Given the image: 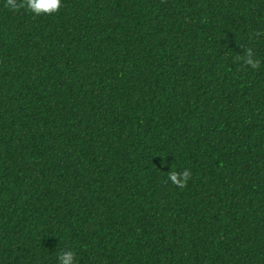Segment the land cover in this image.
<instances>
[{"label": "trees", "instance_id": "trees-1", "mask_svg": "<svg viewBox=\"0 0 264 264\" xmlns=\"http://www.w3.org/2000/svg\"><path fill=\"white\" fill-rule=\"evenodd\" d=\"M61 3L0 0V264H264V0Z\"/></svg>", "mask_w": 264, "mask_h": 264}, {"label": "clouds", "instance_id": "clouds-1", "mask_svg": "<svg viewBox=\"0 0 264 264\" xmlns=\"http://www.w3.org/2000/svg\"><path fill=\"white\" fill-rule=\"evenodd\" d=\"M5 6L11 11L16 12L20 9H25L27 12L32 13L35 16L51 15L59 11L62 7L61 0H5ZM255 36L259 37L264 35V32H256ZM235 60L240 62L243 60V65L250 67L251 69H259L260 60L256 58L255 52L251 47L245 48L242 55L235 57ZM180 175L175 171L169 172V179L173 182L176 181L177 176ZM184 183L180 186H186L187 179H190L189 170L183 172ZM58 264H76L75 253L72 250H62L58 254Z\"/></svg>", "mask_w": 264, "mask_h": 264}]
</instances>
